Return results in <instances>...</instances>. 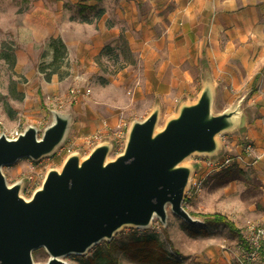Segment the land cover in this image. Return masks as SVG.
Here are the masks:
<instances>
[{
  "label": "rangeland",
  "instance_id": "obj_1",
  "mask_svg": "<svg viewBox=\"0 0 264 264\" xmlns=\"http://www.w3.org/2000/svg\"><path fill=\"white\" fill-rule=\"evenodd\" d=\"M51 38L66 49L52 65ZM206 82L212 111L236 107L238 117L216 136L213 154L182 162L191 167L182 206L200 223L166 206L164 222L154 216L147 227L124 225L65 262L91 264L113 242L116 261L106 264H151L147 242L131 246L133 237L151 234L178 264H264V251L247 256L235 232L203 217L220 213L242 234L249 224L264 226V0H0V135L15 138L31 125L40 137L52 111L68 117L51 153L1 168L25 199L71 153L83 159L108 142L106 159H113L131 123L154 109L162 129ZM226 156L233 162L218 168ZM32 259L44 263L48 254L38 248Z\"/></svg>",
  "mask_w": 264,
  "mask_h": 264
},
{
  "label": "water",
  "instance_id": "obj_2",
  "mask_svg": "<svg viewBox=\"0 0 264 264\" xmlns=\"http://www.w3.org/2000/svg\"><path fill=\"white\" fill-rule=\"evenodd\" d=\"M208 82L193 103L180 105L176 116L160 130L157 109L133 121L123 151L107 160L108 142L96 144L83 159L69 154L61 168L50 169L29 199L19 184L8 186L1 168L21 158L38 159L53 151L68 126L66 115L52 111L53 120L40 137L27 126L15 138L0 135V264H68V254H84L101 240L109 241L124 225L147 227L156 216L166 218V206L190 224L200 223L183 208L192 153L213 154L216 136L232 128L236 107L214 113ZM43 248L48 259L34 262Z\"/></svg>",
  "mask_w": 264,
  "mask_h": 264
},
{
  "label": "trees",
  "instance_id": "obj_3",
  "mask_svg": "<svg viewBox=\"0 0 264 264\" xmlns=\"http://www.w3.org/2000/svg\"><path fill=\"white\" fill-rule=\"evenodd\" d=\"M49 46L52 49V60L50 62V65L55 64L58 60H61L65 56L66 49L65 45L62 42L60 38H51L49 42ZM205 222L213 224V223H220L224 224L228 230L231 232H235L238 237L241 239V234L238 228L234 225L232 221L227 219L224 215L220 213H214V214H205L203 215ZM133 244L131 246H134L135 248H141L143 247L145 242L148 243L150 246L149 250L145 249V254L150 253V257H153L152 259H149V262L151 264H178L177 262L170 260L167 256H165L161 252V245L157 242V239L154 235H146L142 237H133L132 241ZM114 249L113 242H109L108 246L106 247L105 251L100 252L97 251L94 253L90 263L91 264H106V262L109 260L112 263H115V259L112 257V252ZM124 249H127L124 247ZM106 258V260H105Z\"/></svg>",
  "mask_w": 264,
  "mask_h": 264
},
{
  "label": "built area",
  "instance_id": "obj_4",
  "mask_svg": "<svg viewBox=\"0 0 264 264\" xmlns=\"http://www.w3.org/2000/svg\"><path fill=\"white\" fill-rule=\"evenodd\" d=\"M76 90L74 88L70 89V98L71 101L76 98ZM245 151L251 152L250 144L245 145ZM233 162V158L230 156H226L221 163L217 165L220 166L227 164H231ZM246 234H241V243L242 247L246 250L247 256L256 255L262 251H264V226H255L254 224H249L245 228ZM263 253V252H262Z\"/></svg>",
  "mask_w": 264,
  "mask_h": 264
}]
</instances>
